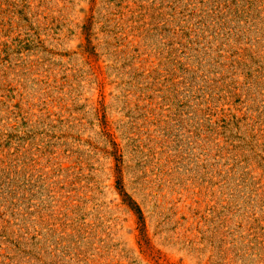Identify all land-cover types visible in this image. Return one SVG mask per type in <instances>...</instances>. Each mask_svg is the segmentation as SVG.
Wrapping results in <instances>:
<instances>
[{
    "label": "rangeland",
    "instance_id": "1",
    "mask_svg": "<svg viewBox=\"0 0 264 264\" xmlns=\"http://www.w3.org/2000/svg\"><path fill=\"white\" fill-rule=\"evenodd\" d=\"M0 264H264V0H0Z\"/></svg>",
    "mask_w": 264,
    "mask_h": 264
}]
</instances>
